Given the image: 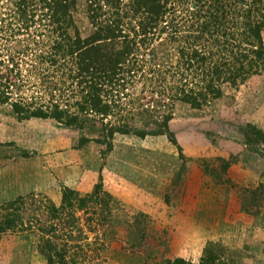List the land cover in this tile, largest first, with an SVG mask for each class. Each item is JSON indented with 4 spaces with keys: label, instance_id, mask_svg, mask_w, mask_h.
Returning <instances> with one entry per match:
<instances>
[{
    "label": "trees",
    "instance_id": "16d2710c",
    "mask_svg": "<svg viewBox=\"0 0 264 264\" xmlns=\"http://www.w3.org/2000/svg\"><path fill=\"white\" fill-rule=\"evenodd\" d=\"M84 5L88 30L82 34L77 0H0L4 114L20 122L52 120L84 132L80 143L94 135L111 151L115 134L170 139L176 105L207 107L226 88L264 72V0H85ZM136 89L151 100L134 112L139 98L131 101L129 91ZM110 117L116 124L104 122ZM135 118L140 126L132 124ZM253 132L264 146L262 132ZM43 203L29 210L24 197L2 204L0 232L32 229L46 264H81V246L73 242L83 232L78 212L86 219L89 211L99 218L109 213L97 208L98 192L79 196L64 188L58 206ZM166 264L237 263L206 248L198 262L176 257Z\"/></svg>",
    "mask_w": 264,
    "mask_h": 264
},
{
    "label": "rangeland",
    "instance_id": "374dc122",
    "mask_svg": "<svg viewBox=\"0 0 264 264\" xmlns=\"http://www.w3.org/2000/svg\"><path fill=\"white\" fill-rule=\"evenodd\" d=\"M77 3L84 34L85 0ZM129 92L131 101L139 98L134 112L151 100ZM171 114L170 139L115 134L108 151L94 135L80 143L82 131L52 120L20 122L0 108V206L18 197L24 210L44 201L58 206L64 188L98 192L97 208L109 213L89 211L86 219L78 212L83 232L73 242L81 264L198 262L206 248L237 264H264V146L250 133L264 135V72L207 107L178 104ZM132 124L140 126L137 118ZM37 246L32 229L0 232V264H46Z\"/></svg>",
    "mask_w": 264,
    "mask_h": 264
}]
</instances>
